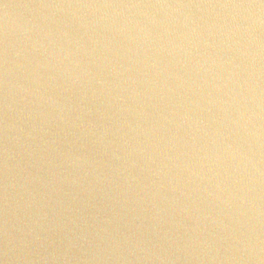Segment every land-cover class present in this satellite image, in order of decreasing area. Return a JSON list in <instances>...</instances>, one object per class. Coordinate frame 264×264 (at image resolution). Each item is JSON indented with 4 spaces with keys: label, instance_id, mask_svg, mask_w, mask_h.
<instances>
[{
    "label": "water",
    "instance_id": "1",
    "mask_svg": "<svg viewBox=\"0 0 264 264\" xmlns=\"http://www.w3.org/2000/svg\"><path fill=\"white\" fill-rule=\"evenodd\" d=\"M0 264H264V0H0Z\"/></svg>",
    "mask_w": 264,
    "mask_h": 264
}]
</instances>
